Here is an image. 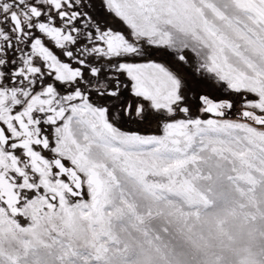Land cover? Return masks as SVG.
I'll return each instance as SVG.
<instances>
[{"label": "snow or ice", "instance_id": "snow-or-ice-1", "mask_svg": "<svg viewBox=\"0 0 264 264\" xmlns=\"http://www.w3.org/2000/svg\"><path fill=\"white\" fill-rule=\"evenodd\" d=\"M0 264H264V0H0Z\"/></svg>", "mask_w": 264, "mask_h": 264}]
</instances>
